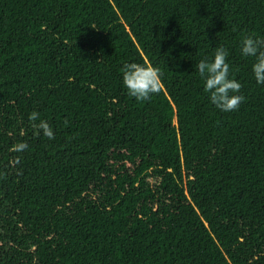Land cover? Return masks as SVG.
<instances>
[{"label":"trees","instance_id":"16d2710c","mask_svg":"<svg viewBox=\"0 0 264 264\" xmlns=\"http://www.w3.org/2000/svg\"><path fill=\"white\" fill-rule=\"evenodd\" d=\"M246 35L264 38V0H0V264H264ZM221 46L235 112L196 69ZM132 62L163 73L148 101L122 83Z\"/></svg>","mask_w":264,"mask_h":264},{"label":"clouds","instance_id":"9594fccd","mask_svg":"<svg viewBox=\"0 0 264 264\" xmlns=\"http://www.w3.org/2000/svg\"><path fill=\"white\" fill-rule=\"evenodd\" d=\"M241 52L244 56L256 58L252 65V71L258 84H264V38L246 35L241 41ZM227 50L218 47L211 60L201 59L196 64L199 76L204 80V91L209 93L210 101L216 108L223 112H235L246 100V97L238 94L242 87L241 83L230 78V65L227 62ZM122 83L130 97L144 102L160 93L163 82L161 69L150 63H125L121 69ZM30 121H39L35 126L43 132L48 139H54L51 126L39 118L38 112L29 114ZM66 123V122H65ZM28 145L20 142L13 145L12 150L22 152L27 150Z\"/></svg>","mask_w":264,"mask_h":264}]
</instances>
